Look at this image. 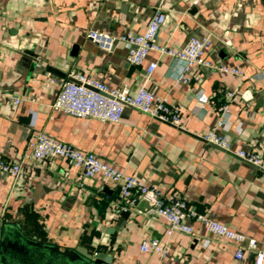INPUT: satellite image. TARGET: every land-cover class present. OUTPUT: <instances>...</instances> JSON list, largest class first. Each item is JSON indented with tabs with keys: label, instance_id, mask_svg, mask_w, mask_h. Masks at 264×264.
Instances as JSON below:
<instances>
[{
	"label": "crops",
	"instance_id": "obj_1",
	"mask_svg": "<svg viewBox=\"0 0 264 264\" xmlns=\"http://www.w3.org/2000/svg\"><path fill=\"white\" fill-rule=\"evenodd\" d=\"M156 7L165 14L156 42L180 50L190 36L208 37L205 58L240 75L192 68L189 82L175 80L171 57L148 52L140 66L127 47L109 51L85 37L87 30L142 34ZM39 65H32L30 55ZM149 63L156 66L146 72ZM81 73L131 93L147 88L180 112L174 127L126 107L117 123L54 110L60 84ZM53 79L54 82H50ZM230 101V117L216 130L230 140L226 152L202 140ZM0 158L19 164L17 177L0 172V222L60 251L80 250L102 264H254L264 254V171L234 156L264 158V2L262 0H0ZM39 131L99 160L164 196L256 240L244 259L234 245L191 222V235L165 232L166 222L147 215L146 201L120 199L118 183L81 170L60 157L33 161L29 142ZM156 239L164 253L140 249ZM245 245V243H244ZM264 264V260L262 262Z\"/></svg>",
	"mask_w": 264,
	"mask_h": 264
},
{
	"label": "built area",
	"instance_id": "obj_2",
	"mask_svg": "<svg viewBox=\"0 0 264 264\" xmlns=\"http://www.w3.org/2000/svg\"><path fill=\"white\" fill-rule=\"evenodd\" d=\"M165 22V14L160 7H156L150 17L146 29L142 34L124 33L112 35L98 30L89 29L85 37L96 43L102 50L109 51L115 41L124 43L127 47L126 60L132 66H140L148 52L156 51L168 55L178 67L175 80L189 82L187 74L192 68L204 67L233 75H240L236 68L215 64L205 58V50L209 46L208 37L190 36L180 50H173L156 42L158 32ZM156 64L149 63L146 72L151 74ZM73 81H64L60 84L51 108L79 118H94L102 123H117L122 117L124 108L129 107L145 114L150 118L169 124L180 126V112L176 106L169 105L164 98L155 97L147 88H139L131 93L127 86L110 88L104 83L81 73L70 76ZM50 82H54L50 79ZM234 92L228 91L226 102L218 108V118L212 130L201 136L202 140L226 152H231L230 140L226 135L216 132L229 119L230 101ZM0 100L18 104V98L0 94ZM30 156L33 161H43L51 157H60L68 161L73 167L81 170L82 178L101 176L105 180L113 181L120 186V199L131 197V201L144 200L149 207L147 215H157L165 222L167 235L181 233L191 235L193 227L191 222H199L203 227L219 239L234 245L233 258L236 261L244 259L245 250H255L257 242L247 238L244 234L228 228L208 215L192 210L180 197L164 196L156 187L145 185L133 176L125 175L113 166L97 158L89 151L78 150L71 145L60 142L39 131L29 142ZM234 156L257 169L264 171V158L262 155L245 150L233 152ZM0 172L17 177L22 173L19 164L0 158ZM245 243V245H244ZM140 249L164 253V247L156 239L143 243ZM264 254L257 252L254 264H262Z\"/></svg>",
	"mask_w": 264,
	"mask_h": 264
},
{
	"label": "water",
	"instance_id": "obj_3",
	"mask_svg": "<svg viewBox=\"0 0 264 264\" xmlns=\"http://www.w3.org/2000/svg\"><path fill=\"white\" fill-rule=\"evenodd\" d=\"M30 58L33 66L39 65L35 54ZM98 257L92 258L80 250L60 251L55 246L39 244L25 237L17 225L0 222V264H102Z\"/></svg>",
	"mask_w": 264,
	"mask_h": 264
}]
</instances>
